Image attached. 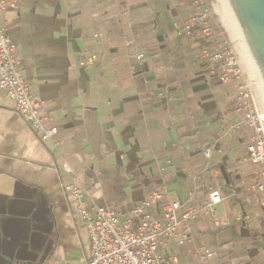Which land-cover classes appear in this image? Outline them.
Here are the masks:
<instances>
[{
  "label": "crops",
  "instance_id": "crops-1",
  "mask_svg": "<svg viewBox=\"0 0 264 264\" xmlns=\"http://www.w3.org/2000/svg\"><path fill=\"white\" fill-rule=\"evenodd\" d=\"M197 11V0H18L0 14L58 130L41 141L0 88V264H88L65 189L73 180L91 208L121 216L138 205L159 215L168 201L190 205L197 188L196 202L220 189L230 196L218 206L224 223H194V244L168 253L181 264H203L189 253L200 248L218 251L204 264H264L258 167L239 164L248 137L234 130L235 86L205 56L203 26L187 29ZM154 192L159 206L148 205Z\"/></svg>",
  "mask_w": 264,
  "mask_h": 264
},
{
  "label": "built area",
  "instance_id": "built-area-1",
  "mask_svg": "<svg viewBox=\"0 0 264 264\" xmlns=\"http://www.w3.org/2000/svg\"><path fill=\"white\" fill-rule=\"evenodd\" d=\"M198 11L186 22L187 29L203 26L202 38L209 44L205 56L218 65L220 79L235 86L234 101L240 116L234 130L247 133L248 154L239 161L240 165L252 164L258 167L253 191L261 195L264 208V105L258 97L257 84L250 79L238 47L214 18L213 4L209 0H197ZM18 0H0V14L9 8H17ZM0 88L14 102L15 110L29 123L41 141H53L58 133L49 126L46 102L35 95L27 82L21 61L15 56V46L0 26ZM59 143H57L58 146ZM209 160L212 151L206 149ZM65 175L74 176L68 164L61 166ZM74 217L82 219L90 243L88 264H181L176 255L168 250L173 243L189 246L194 244L193 224L208 217L217 226L224 223L218 206L230 196L220 189H213L207 200L196 202L195 193L190 195V205L165 200L161 192H154L148 205H162V213L149 214L147 205L136 206L129 215L121 216L107 205L89 206L90 192L75 180L65 187ZM163 203V202H162ZM189 253L203 264L214 258L218 251L203 249Z\"/></svg>",
  "mask_w": 264,
  "mask_h": 264
},
{
  "label": "water",
  "instance_id": "water-1",
  "mask_svg": "<svg viewBox=\"0 0 264 264\" xmlns=\"http://www.w3.org/2000/svg\"><path fill=\"white\" fill-rule=\"evenodd\" d=\"M264 99V0H212Z\"/></svg>",
  "mask_w": 264,
  "mask_h": 264
},
{
  "label": "rangeland",
  "instance_id": "rangeland-1",
  "mask_svg": "<svg viewBox=\"0 0 264 264\" xmlns=\"http://www.w3.org/2000/svg\"><path fill=\"white\" fill-rule=\"evenodd\" d=\"M212 4H213V2H212V0H209ZM213 11H214V18H215V20L216 21H220V26H223V25H225V23H224V21H223V19L221 18V16H220V14H219V12L217 11V9H216V7H215V5L213 4ZM218 14H219V16H220V19L218 18L219 16H218ZM223 23H222V22ZM225 27H227L226 25H225ZM225 29V28H224ZM229 33V32H228ZM230 34V33H229ZM230 36H231V34H230ZM232 37V36H231ZM232 40H233V38H232ZM234 41V40H233ZM239 50V49H238ZM240 52V51H239ZM240 55H241V58H242V62H243V64H244V66H245V68H246V72H247V74H248V76H250L249 78L250 79H252V80H254V78H253V76H252V73H251V71H250V69H249V67H248V65H247V63H246V60H245V58H244V56L240 53ZM255 81V80H254ZM257 93H258V97L260 98V100L262 101V104L264 105V99H263V97H262V95H261V93H260V91H259V89H258V86H257Z\"/></svg>",
  "mask_w": 264,
  "mask_h": 264
}]
</instances>
